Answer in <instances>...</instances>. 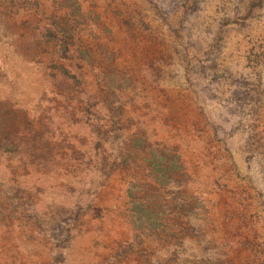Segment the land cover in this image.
<instances>
[{
	"label": "rangeland",
	"instance_id": "obj_1",
	"mask_svg": "<svg viewBox=\"0 0 264 264\" xmlns=\"http://www.w3.org/2000/svg\"><path fill=\"white\" fill-rule=\"evenodd\" d=\"M0 264H264V0H0Z\"/></svg>",
	"mask_w": 264,
	"mask_h": 264
},
{
	"label": "trees",
	"instance_id": "obj_2",
	"mask_svg": "<svg viewBox=\"0 0 264 264\" xmlns=\"http://www.w3.org/2000/svg\"><path fill=\"white\" fill-rule=\"evenodd\" d=\"M44 35L47 38H49V39L56 38L57 39V42H61L62 43V46L66 50V48H65L66 46H64V44L66 45L67 41H66V36L64 34H60V36H59V34L55 35L54 32L50 28H48L44 32Z\"/></svg>",
	"mask_w": 264,
	"mask_h": 264
}]
</instances>
